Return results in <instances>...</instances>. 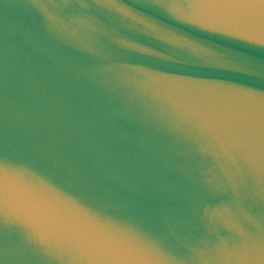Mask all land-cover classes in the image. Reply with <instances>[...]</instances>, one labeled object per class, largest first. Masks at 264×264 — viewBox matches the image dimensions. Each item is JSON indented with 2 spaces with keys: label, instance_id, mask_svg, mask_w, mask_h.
Listing matches in <instances>:
<instances>
[{
  "label": "water",
  "instance_id": "95a60500",
  "mask_svg": "<svg viewBox=\"0 0 264 264\" xmlns=\"http://www.w3.org/2000/svg\"><path fill=\"white\" fill-rule=\"evenodd\" d=\"M0 264H264V0H0Z\"/></svg>",
  "mask_w": 264,
  "mask_h": 264
}]
</instances>
